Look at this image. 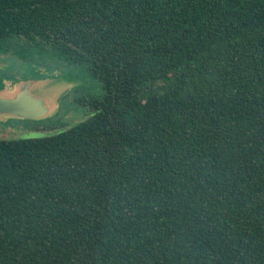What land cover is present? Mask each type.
I'll return each mask as SVG.
<instances>
[{"label":"trees","instance_id":"obj_1","mask_svg":"<svg viewBox=\"0 0 264 264\" xmlns=\"http://www.w3.org/2000/svg\"><path fill=\"white\" fill-rule=\"evenodd\" d=\"M8 48L102 95L0 139V264H264V0H0Z\"/></svg>","mask_w":264,"mask_h":264},{"label":"rangeland","instance_id":"obj_2","mask_svg":"<svg viewBox=\"0 0 264 264\" xmlns=\"http://www.w3.org/2000/svg\"><path fill=\"white\" fill-rule=\"evenodd\" d=\"M25 50H0V77L4 76L1 96H10L22 82H33L32 91L49 102L48 113L25 119L14 115L0 117V139L39 138L54 135L88 117V102L102 95L101 82L82 66L60 62L56 56Z\"/></svg>","mask_w":264,"mask_h":264},{"label":"water","instance_id":"obj_3","mask_svg":"<svg viewBox=\"0 0 264 264\" xmlns=\"http://www.w3.org/2000/svg\"><path fill=\"white\" fill-rule=\"evenodd\" d=\"M32 85V82H22L10 98H0V117L7 114L25 119L45 116L50 106L31 92Z\"/></svg>","mask_w":264,"mask_h":264},{"label":"crops","instance_id":"obj_4","mask_svg":"<svg viewBox=\"0 0 264 264\" xmlns=\"http://www.w3.org/2000/svg\"><path fill=\"white\" fill-rule=\"evenodd\" d=\"M33 83V82H32ZM35 87V85H34V83H33V85H32V88H31V92L34 94V95H36L33 91H32V89ZM15 92V91H14ZM37 96V95H36ZM40 98H43V97H40ZM45 101H46V99L45 98H43ZM47 102V101H46ZM47 103H49V102H47ZM49 105V104H48Z\"/></svg>","mask_w":264,"mask_h":264},{"label":"flooded vegetation","instance_id":"obj_5","mask_svg":"<svg viewBox=\"0 0 264 264\" xmlns=\"http://www.w3.org/2000/svg\"><path fill=\"white\" fill-rule=\"evenodd\" d=\"M16 90H17V88H16ZM16 90H13V93H14V91H16ZM2 91H3V90H0V92H2ZM13 93H12V94H13ZM12 94H11L10 96H6V97L0 95V98H10V97L12 96Z\"/></svg>","mask_w":264,"mask_h":264}]
</instances>
